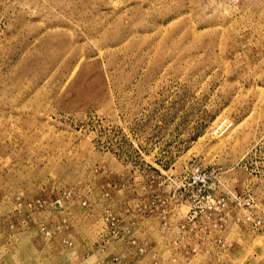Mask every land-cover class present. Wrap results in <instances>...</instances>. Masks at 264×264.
<instances>
[{"label":"rangeland","instance_id":"374dc122","mask_svg":"<svg viewBox=\"0 0 264 264\" xmlns=\"http://www.w3.org/2000/svg\"><path fill=\"white\" fill-rule=\"evenodd\" d=\"M0 264H264V0H0Z\"/></svg>","mask_w":264,"mask_h":264}]
</instances>
